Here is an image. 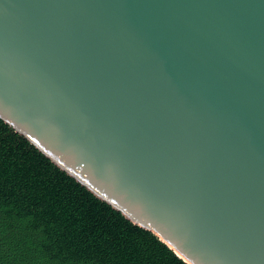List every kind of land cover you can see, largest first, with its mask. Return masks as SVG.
Returning a JSON list of instances; mask_svg holds the SVG:
<instances>
[{"label":"water","instance_id":"95a60500","mask_svg":"<svg viewBox=\"0 0 264 264\" xmlns=\"http://www.w3.org/2000/svg\"><path fill=\"white\" fill-rule=\"evenodd\" d=\"M0 115L188 264H264V0H0Z\"/></svg>","mask_w":264,"mask_h":264},{"label":"trees","instance_id":"16d2710c","mask_svg":"<svg viewBox=\"0 0 264 264\" xmlns=\"http://www.w3.org/2000/svg\"><path fill=\"white\" fill-rule=\"evenodd\" d=\"M0 264H188L0 115Z\"/></svg>","mask_w":264,"mask_h":264}]
</instances>
